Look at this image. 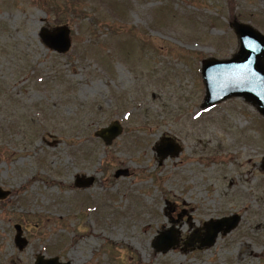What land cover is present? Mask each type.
Returning <instances> with one entry per match:
<instances>
[{"label": "rangeland", "instance_id": "obj_1", "mask_svg": "<svg viewBox=\"0 0 264 264\" xmlns=\"http://www.w3.org/2000/svg\"><path fill=\"white\" fill-rule=\"evenodd\" d=\"M234 19L264 34V0H0V264H264V118L241 98L201 109V61L237 53ZM61 25L65 55L38 37ZM112 121L106 148L93 134ZM163 137L181 152L159 164Z\"/></svg>", "mask_w": 264, "mask_h": 264}, {"label": "water", "instance_id": "obj_2", "mask_svg": "<svg viewBox=\"0 0 264 264\" xmlns=\"http://www.w3.org/2000/svg\"><path fill=\"white\" fill-rule=\"evenodd\" d=\"M235 34L239 41V51L230 60L207 59L202 62V76L206 88V97L203 107H210L230 97H242L256 106L260 114L264 116V36L248 25L234 23ZM43 44L58 53H65L70 48L69 30L66 27H57L51 31L43 28L39 34ZM122 133V128L117 122H112L107 128L96 132L95 136L104 141L105 146L112 144ZM170 140H162V147L156 151L160 161L167 156H176L179 148L165 149ZM171 147V146H170ZM127 175L126 171H117L115 177ZM93 179L83 180L77 178L76 185L88 187ZM8 192L0 190V200L8 196ZM237 217L224 218L218 221H210L204 225L205 237L200 240L202 247H210L220 231L223 234L236 227ZM15 244L22 250L26 241L21 238L22 232L19 226H15ZM177 241L173 237V231H168L159 236L153 247L156 251H167L174 247ZM34 264H63L57 258L44 259L36 257ZM69 264V263H65Z\"/></svg>", "mask_w": 264, "mask_h": 264}]
</instances>
